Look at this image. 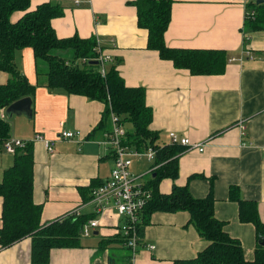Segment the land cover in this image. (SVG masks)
Here are the masks:
<instances>
[{
	"label": "crops",
	"instance_id": "0c3cea01",
	"mask_svg": "<svg viewBox=\"0 0 264 264\" xmlns=\"http://www.w3.org/2000/svg\"><path fill=\"white\" fill-rule=\"evenodd\" d=\"M135 1L80 0L76 5L74 0H32L28 11L43 3L57 4L62 15L50 24L58 39L95 38L102 54L119 63L117 70L125 86L144 89L145 103L152 110L149 129L158 135V145H170L169 134L175 133L204 146L202 152L184 147L176 159V178L161 179L159 193L168 195L175 185L187 187L196 199L211 195L215 218L240 243L245 260L252 261L256 229L239 220L238 203L229 200L228 191L236 187L243 201L255 202L264 224V30L244 33L243 28L247 5L257 0H174L165 44L179 50L223 52V71L210 75L176 69L172 62L161 60L157 51L148 49V32L138 26ZM22 15L14 13L11 21ZM244 49L251 59L230 62ZM14 62L35 87L30 97L32 117L7 119L6 109H1L0 118L9 127L5 141L31 140L39 134L52 142L51 153L44 141L32 142V201L41 206L40 224L80 215L91 216L86 223L97 222L87 236L80 231V246L52 248L47 264H183L207 247L187 212L156 211L142 214L140 241L132 257L119 235L122 216L113 205L98 210L89 189L94 181H106L113 167L110 147L95 132L102 122L104 104L48 89L45 77L36 72L30 48L16 51ZM9 78L0 71V86ZM123 126L127 135L133 133L132 127ZM62 132L75 134L63 139ZM148 150L153 148L140 151L144 155L130 167L131 171L137 164L131 174L143 187L158 168L155 153L151 160L145 156ZM15 160L16 152L8 153L2 145L0 184ZM2 208L0 196V228ZM31 246L30 237L0 246V264H32Z\"/></svg>",
	"mask_w": 264,
	"mask_h": 264
},
{
	"label": "trees",
	"instance_id": "16d2710c",
	"mask_svg": "<svg viewBox=\"0 0 264 264\" xmlns=\"http://www.w3.org/2000/svg\"><path fill=\"white\" fill-rule=\"evenodd\" d=\"M32 0H0V71L9 74L5 85L0 86V110L13 102L31 97L35 89L17 69L14 56L18 50L30 48L36 60V72L46 79L48 89L64 90L67 94L85 96L104 104L102 122L95 132L100 136L108 131L110 115L119 119L122 125L133 128L128 133L125 144L137 151L153 148L155 151L156 176L151 178L146 189L151 192L139 217L138 233L141 232L142 214L152 212L173 213L184 211L189 214L190 223L208 245L194 259L183 264H264V247L259 242L264 236L255 202L243 201L238 188L230 187L229 200L238 203L239 220L254 225L257 246L252 261H246L240 243L224 231V224L214 216V199L211 195L196 199L187 187L173 185L168 195L159 193L158 183L163 178L177 176V156L184 147L179 145H158V135L150 131L152 110L145 103L142 87L128 88L112 59L105 64V75L99 73L97 43L95 38L81 39L73 36L58 39L51 27V20L62 15L57 4L43 3L34 11H28ZM174 0H136L138 26L148 32L147 48L157 51L161 60L172 62L176 69L188 70L191 75H210L223 71L225 57L219 51L179 50L166 46L164 35L171 18ZM244 18V33L264 30V0L247 5ZM16 12L23 15L15 22L11 17ZM251 13L253 14L251 16ZM244 44L248 42L243 41ZM96 61L97 64L93 62ZM8 124L0 118V149L8 137ZM32 143L16 150V160L12 168L4 173L0 184L3 198L0 246H10L23 238H31L32 264H47L52 248H75L80 246V231L90 215L64 217L40 224L41 206L32 201ZM94 181L91 190L101 185ZM144 216V215H143ZM122 240V239H121ZM123 241V240H122Z\"/></svg>",
	"mask_w": 264,
	"mask_h": 264
},
{
	"label": "built area",
	"instance_id": "2783aa9c",
	"mask_svg": "<svg viewBox=\"0 0 264 264\" xmlns=\"http://www.w3.org/2000/svg\"><path fill=\"white\" fill-rule=\"evenodd\" d=\"M79 3L80 0H74V4L79 5ZM95 50L98 53L97 61L100 63V73L104 76V66L111 60L108 56L102 54L99 46ZM244 58H252L247 49L242 51L239 58H232L230 62H242ZM1 116L3 115L1 114ZM126 133L124 126L119 123V119L111 114L110 128L102 134L100 139L111 149L114 157L113 167L109 178L91 191V197L98 206V210H104L107 206L113 205L117 213L122 216L123 222L119 227V235L126 247L132 252L133 257L140 241V235L138 233L139 217L151 199V192L138 184L131 174L130 167L133 159L139 158L144 153L132 150L125 144ZM74 134L73 132H62L60 137L70 139ZM38 140L44 141L47 151L49 153L52 152V142L45 140L39 134H36L31 140L9 139L4 142L3 147L8 153L14 154L18 148H23L27 143ZM169 143L170 145L196 149L199 152H202L204 149L203 145L193 143L189 138L179 136L175 133L169 134ZM154 153V150H148L145 156L151 160ZM95 226H97L95 220L86 223L81 229L82 236H87L89 229ZM149 248L154 249V246H149Z\"/></svg>",
	"mask_w": 264,
	"mask_h": 264
},
{
	"label": "water",
	"instance_id": "95a60500",
	"mask_svg": "<svg viewBox=\"0 0 264 264\" xmlns=\"http://www.w3.org/2000/svg\"><path fill=\"white\" fill-rule=\"evenodd\" d=\"M261 2H263V0L256 1L257 4ZM93 63L97 64L96 61H94ZM31 104H32V100L30 97H25L13 102L5 110V115L7 116V119H10L13 115L24 116L28 119H31L32 117ZM259 244L260 246L264 247V236L261 238Z\"/></svg>",
	"mask_w": 264,
	"mask_h": 264
},
{
	"label": "rangeland",
	"instance_id": "374dc122",
	"mask_svg": "<svg viewBox=\"0 0 264 264\" xmlns=\"http://www.w3.org/2000/svg\"><path fill=\"white\" fill-rule=\"evenodd\" d=\"M9 121H10V120H9ZM134 160H135V159H133V161H134ZM144 161H145V159H142V160H141V163L143 164ZM145 162H146V161H145ZM136 167H137V164L134 163L133 166H132V168H131V171L133 172V170H134ZM138 168H139V166H138ZM140 180H143V179L140 178ZM140 180H139V181H140ZM140 182H143V181H140Z\"/></svg>",
	"mask_w": 264,
	"mask_h": 264
}]
</instances>
